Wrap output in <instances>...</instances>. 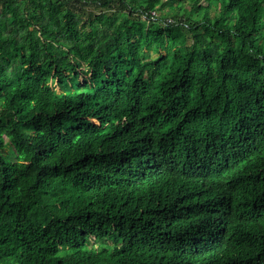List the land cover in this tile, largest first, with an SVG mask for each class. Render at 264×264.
<instances>
[{
	"label": "trees",
	"instance_id": "obj_1",
	"mask_svg": "<svg viewBox=\"0 0 264 264\" xmlns=\"http://www.w3.org/2000/svg\"><path fill=\"white\" fill-rule=\"evenodd\" d=\"M201 1L0 0V264H264V0Z\"/></svg>",
	"mask_w": 264,
	"mask_h": 264
},
{
	"label": "rangeland",
	"instance_id": "obj_2",
	"mask_svg": "<svg viewBox=\"0 0 264 264\" xmlns=\"http://www.w3.org/2000/svg\"><path fill=\"white\" fill-rule=\"evenodd\" d=\"M200 4L203 5V6H205V5H207V2L205 0H202L200 2ZM190 8H191V4L189 3V1H185V5H184L185 11H188L189 12L190 11ZM95 12L96 13H99L98 10H96ZM156 12H157V17H156L157 20L156 21H153V22H154V24H155V26L157 28H160V27L165 26V24H167L168 21H169L170 24L174 23L173 22L174 21L173 20V17L170 16V15H174V13H175V10L173 9L172 6H167L165 8H158ZM218 13H219V9L218 8H213L212 15L213 16H217ZM193 16H196V15H193ZM143 19L146 20L145 18H143ZM183 32H184V34H186L187 36L190 37L189 31H183ZM17 68H18V64H15L14 71Z\"/></svg>",
	"mask_w": 264,
	"mask_h": 264
},
{
	"label": "built area",
	"instance_id": "obj_3",
	"mask_svg": "<svg viewBox=\"0 0 264 264\" xmlns=\"http://www.w3.org/2000/svg\"><path fill=\"white\" fill-rule=\"evenodd\" d=\"M152 15H153L152 19H154V18H155V16H156V13H153Z\"/></svg>",
	"mask_w": 264,
	"mask_h": 264
},
{
	"label": "clouds",
	"instance_id": "obj_4",
	"mask_svg": "<svg viewBox=\"0 0 264 264\" xmlns=\"http://www.w3.org/2000/svg\"><path fill=\"white\" fill-rule=\"evenodd\" d=\"M156 15H157V13H156ZM152 17V16H151ZM156 17V16H155ZM169 22V21H168Z\"/></svg>",
	"mask_w": 264,
	"mask_h": 264
}]
</instances>
